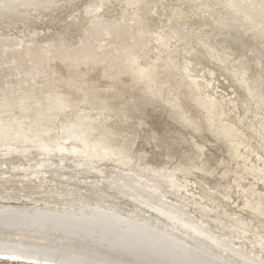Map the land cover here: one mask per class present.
Instances as JSON below:
<instances>
[{
	"label": "rangeland",
	"instance_id": "374dc122",
	"mask_svg": "<svg viewBox=\"0 0 264 264\" xmlns=\"http://www.w3.org/2000/svg\"><path fill=\"white\" fill-rule=\"evenodd\" d=\"M194 2L56 0V6L45 12L37 7L0 16V202L28 205L47 201L62 206L64 201L73 202L80 196L91 200L102 196L79 185L66 187L63 180H72V176L58 175L60 180L48 181L33 174L42 157L52 158V162L62 160L68 167L74 160H88L102 168L101 177L76 179L78 182L107 181L114 171L134 169L140 175L161 180L165 186L174 184L168 200L186 203L195 219L203 215L207 221L204 224L214 235H227L236 243L239 240L245 248L255 241L254 249L264 256V230L242 210L241 194L233 189L228 191V202L221 199L238 165L264 167V125L256 124L257 111L246 94L244 78L219 64L198 41L213 36L209 23L215 15H210L208 22L192 15L190 6ZM157 34L168 39L165 48L155 40ZM226 38L233 39L225 47L226 52L234 53L232 57L254 54L256 44L231 35ZM219 39L216 41L222 37ZM130 57L139 66L156 60V76L167 85H161V95L148 92L144 82L132 83ZM259 66L263 68V81V60ZM251 67L250 77L254 78V64ZM173 83H178L176 93L165 100ZM213 98L231 117L229 121L225 116L224 121L229 128L209 121V100ZM252 123L261 129L255 133L258 139L238 140V156L233 157V141L245 129L252 132L248 129ZM180 136L182 143H172ZM194 144L202 146L196 166L205 170L189 176L197 187L192 196L181 184L182 175L174 176L171 169L184 152H194ZM257 147L263 151L260 161L253 152ZM167 151L173 155L169 163ZM251 183L257 193L264 192V181L250 177H245L241 189ZM110 196V204L114 203L110 206L119 214L133 211L151 218V213L135 204ZM235 218L247 224L237 227ZM0 264L69 263L1 255Z\"/></svg>",
	"mask_w": 264,
	"mask_h": 264
},
{
	"label": "bare ground",
	"instance_id": "6f19581e",
	"mask_svg": "<svg viewBox=\"0 0 264 264\" xmlns=\"http://www.w3.org/2000/svg\"><path fill=\"white\" fill-rule=\"evenodd\" d=\"M0 2L2 3L0 16L8 13L11 15V12H16L18 9L19 11L24 9L27 12L37 7L45 12L56 6V0H1ZM190 7L192 15L204 18L207 22L211 21L208 19L210 15L213 17L215 15V19L213 18L212 23H209L213 36L211 35L212 37L205 41V37H202L203 40L198 38V41L202 42L201 46L219 64L227 65L233 74L244 78L243 85L246 94L257 111L255 119L258 123L256 124L264 125V78L262 77L263 81H261L263 68L259 66V63L264 61V0H195ZM170 15L169 12L168 17L171 19ZM227 35L234 36L235 39L240 36L242 42L256 44V47L252 46L255 50L254 54L249 57L240 55L238 58L232 57L233 52L228 53L225 48L228 41L232 39L229 38L226 41ZM219 37L220 39L222 37L221 41H216ZM155 40L159 41L164 48L168 41L167 38L158 34ZM241 45H239L240 49ZM248 46L251 48V45ZM136 62L133 57L128 58V71L131 73L132 83L139 85L144 82L148 92L156 94L157 97L161 95L163 93L161 85H164L165 81H159L156 76L158 68L156 60L146 66H139ZM252 64L256 72L254 78H251L249 73L253 68ZM181 72L188 74L187 69H182ZM172 73L173 70L170 74ZM177 85L178 83H173L169 86L167 89L169 94L165 96V100L170 99L172 92L176 93ZM242 108L247 109V106H242ZM208 111L210 122L218 121L225 128H229L224 125V121L225 116L229 121L231 117L224 113L216 98L209 100ZM248 129L252 132L245 129L240 133V138L233 141L230 149L233 157L238 156L237 147L239 148L241 143L238 140L247 139L248 142H255L258 139L255 136L261 129H257L253 123ZM182 140L181 136L179 139L175 137L172 143L176 141L179 144ZM193 151L189 155L184 152L171 169V173L174 176L182 175L181 184L185 191L195 196L194 192L197 187L188 178L193 172H203L205 169L202 170L199 165L196 166L200 162L202 146L194 144ZM253 152L257 161H260L263 154L262 149L257 147ZM42 158L35 166L36 171L30 169L34 171L33 174L47 177L48 179H43L48 181L60 180L58 175L72 176V180H63V183L65 181L67 184L66 187L73 189L75 185H79L83 189L85 187L101 192L102 196L91 200L89 196L82 197L79 194L80 197L74 199L73 202L64 201L62 206L51 205L46 203L47 201L38 204V201L27 200L32 202L28 205L1 201L0 256L15 255L22 258L32 257L69 264H264V256L254 249L255 241L251 242L250 248H245L239 240L236 243L227 235H222L227 238L214 235L213 230L204 224L207 221L203 215L195 219L187 211L186 203L180 200L175 203L168 200L166 196L172 194L174 184L165 186L161 180L140 175L134 169H129L127 172L114 171L111 179L107 181L78 182L76 179L101 177L102 168L88 160H74L68 167L63 164L62 160L52 162V158ZM172 159L173 155L167 151L166 163ZM219 164L220 162H217V165ZM11 169L15 171V167ZM19 169L27 171L24 167ZM6 170L10 168L7 167ZM42 176L39 177L42 178ZM233 176L234 180L222 194L223 203L230 200L228 191L236 190L243 199L242 210L251 215L252 221H256L257 226L264 230V192L257 193L254 183L241 189V183L245 177L264 181V167L240 164L233 172ZM161 191L164 194H161ZM109 193L120 199L119 201H129L133 203V206L135 204L151 213V218L147 219L142 213L140 216V212L128 213V210H125L127 213L119 214L110 206L114 203L110 204L109 198L111 199L112 196ZM199 200L202 203V199L199 198ZM102 203L107 206H102ZM209 221L214 227H218L216 222ZM216 221L219 222V220ZM235 221L237 227H244L247 224L246 220L239 218H235ZM252 221L249 220V223ZM178 237L187 239V242L181 241Z\"/></svg>",
	"mask_w": 264,
	"mask_h": 264
}]
</instances>
